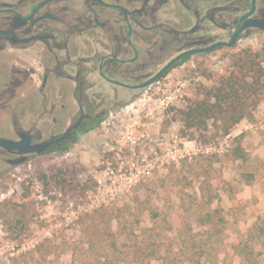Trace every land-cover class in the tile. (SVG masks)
Segmentation results:
<instances>
[{"label": "rangeland", "instance_id": "374dc122", "mask_svg": "<svg viewBox=\"0 0 264 264\" xmlns=\"http://www.w3.org/2000/svg\"><path fill=\"white\" fill-rule=\"evenodd\" d=\"M243 50L264 60V33L181 64L67 151L40 155L2 178L0 264H247L245 247L264 252L250 239L264 220V101L211 145L172 121L171 110L199 100ZM238 137L246 162L231 155ZM60 169L73 183L44 187L40 173ZM8 202L29 208L28 227L13 235L1 217ZM216 208L226 224L209 229L201 216ZM151 243L159 251L148 262L139 249Z\"/></svg>", "mask_w": 264, "mask_h": 264}, {"label": "flooded vegetation", "instance_id": "af4514ba", "mask_svg": "<svg viewBox=\"0 0 264 264\" xmlns=\"http://www.w3.org/2000/svg\"><path fill=\"white\" fill-rule=\"evenodd\" d=\"M240 24L264 33V0H0V139L62 151ZM23 158L0 147V182Z\"/></svg>", "mask_w": 264, "mask_h": 264}, {"label": "trees", "instance_id": "16d2710c", "mask_svg": "<svg viewBox=\"0 0 264 264\" xmlns=\"http://www.w3.org/2000/svg\"><path fill=\"white\" fill-rule=\"evenodd\" d=\"M261 57L260 53L251 50H243L233 55L228 75L211 88L203 87L199 100L183 109L173 108L172 121L181 120L184 128L195 132L193 137L197 136L204 145H211L218 137L228 136L236 125L253 118L258 105L264 101V60ZM211 127L215 132L210 131ZM240 139L235 138L236 145L231 155L236 161L246 162L248 155L242 148ZM69 147L62 151H67ZM70 175V171L60 169L57 174L40 173L39 180L46 188H49L51 183L61 188L73 183ZM245 176L249 177L247 174ZM203 186L202 192L210 191L209 188H205V183ZM28 211L27 203L19 206L10 202L6 204L1 217L10 235L22 232L28 227ZM201 217L207 219L203 224L208 223L209 229L223 228L226 224L219 208H216L214 213ZM250 239L253 243L258 242L264 250V220L256 224ZM139 251L143 253V259L150 262L151 259L158 257L159 250L157 245L151 243L142 245ZM241 255L247 264H264V252L255 254L251 248L245 247ZM105 262L114 264L111 259H106Z\"/></svg>", "mask_w": 264, "mask_h": 264}, {"label": "water", "instance_id": "95a60500", "mask_svg": "<svg viewBox=\"0 0 264 264\" xmlns=\"http://www.w3.org/2000/svg\"><path fill=\"white\" fill-rule=\"evenodd\" d=\"M248 25H249V23L246 24V26H248ZM243 27H245V26H243L242 24H240V26H238L237 31H236V35L231 42L216 44V45L210 47L209 50L215 49L217 47H222V46L233 47L236 43L237 35L243 29ZM190 53H194V52H190ZM187 54L188 53H185L182 56L187 55ZM182 56H180L175 61H178ZM170 66L171 65H169L163 72H161L153 80L146 83L144 86H148L149 84H152L158 77H160L162 74H164L170 68ZM29 140H30L29 138H26L20 142L14 143L12 141L0 139V147L6 148V149H17L18 151H20V153L24 156L23 160L18 165V166H20V165H23L24 163L28 162L29 160H32L33 158L40 156L50 146V143L31 145ZM33 154H36L37 156H29V155H33Z\"/></svg>", "mask_w": 264, "mask_h": 264}]
</instances>
